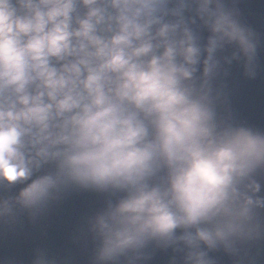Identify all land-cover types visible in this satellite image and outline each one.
Returning a JSON list of instances; mask_svg holds the SVG:
<instances>
[{"label":"clouds","instance_id":"1","mask_svg":"<svg viewBox=\"0 0 264 264\" xmlns=\"http://www.w3.org/2000/svg\"><path fill=\"white\" fill-rule=\"evenodd\" d=\"M241 2L0 0V264H264V125L232 71L264 85V31ZM78 192L102 202L74 247L20 252Z\"/></svg>","mask_w":264,"mask_h":264},{"label":"water","instance_id":"2","mask_svg":"<svg viewBox=\"0 0 264 264\" xmlns=\"http://www.w3.org/2000/svg\"><path fill=\"white\" fill-rule=\"evenodd\" d=\"M260 3L261 0H242L240 7L245 12L248 22L264 31V8L258 7ZM260 56L264 60V47L260 49ZM232 71L233 76L240 82L239 92L234 98V107L237 109L239 117L264 125V111L250 103V99L255 97L264 85L245 83L236 66L233 67Z\"/></svg>","mask_w":264,"mask_h":264}]
</instances>
